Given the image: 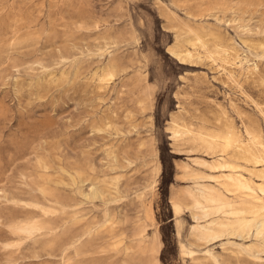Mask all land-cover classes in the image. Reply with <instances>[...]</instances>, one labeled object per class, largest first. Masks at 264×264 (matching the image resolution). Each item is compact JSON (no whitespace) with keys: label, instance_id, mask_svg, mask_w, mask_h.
<instances>
[{"label":"rangeland","instance_id":"1","mask_svg":"<svg viewBox=\"0 0 264 264\" xmlns=\"http://www.w3.org/2000/svg\"><path fill=\"white\" fill-rule=\"evenodd\" d=\"M189 29L252 73L179 64ZM263 80L264 0H0V264H264L255 229L193 237L186 192L213 157L169 131L214 129L225 109L264 134Z\"/></svg>","mask_w":264,"mask_h":264},{"label":"bare ground","instance_id":"2","mask_svg":"<svg viewBox=\"0 0 264 264\" xmlns=\"http://www.w3.org/2000/svg\"><path fill=\"white\" fill-rule=\"evenodd\" d=\"M188 32L193 36L186 45H178L168 51L179 64L193 66L204 58L213 63L220 62L229 80L234 79L236 71L242 76L252 73V69L239 61L235 49L224 43L219 34L212 31L202 34L190 29ZM116 72L114 66L102 71L98 79L101 89L108 87ZM221 110L220 126L214 129H194L184 122L175 121L169 128L175 142L191 144L213 157L209 168L216 174L207 177L211 183L186 192L189 198L186 209L198 222L192 235L198 242L210 243L221 240L226 234L255 229L258 237H264V134L248 126L244 132L240 131L227 111ZM183 169L191 176H198L188 167ZM173 209L176 216L182 210L175 203ZM200 221L206 223L201 224ZM38 228L39 224L34 223L29 229L35 231ZM147 249L157 252V242L150 248H144L143 252ZM181 249L183 255L193 254L184 246Z\"/></svg>","mask_w":264,"mask_h":264}]
</instances>
